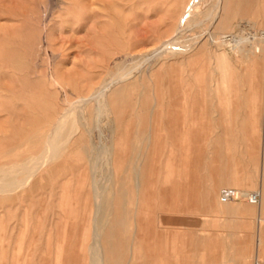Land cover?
I'll use <instances>...</instances> for the list:
<instances>
[{"label": "rangeland", "instance_id": "1", "mask_svg": "<svg viewBox=\"0 0 264 264\" xmlns=\"http://www.w3.org/2000/svg\"><path fill=\"white\" fill-rule=\"evenodd\" d=\"M147 1L82 0L87 10L83 13L71 9L73 0H0V88L5 89L0 90V139L4 138L0 141V167L22 163L39 153L55 110L77 101L92 86L109 81L117 72L115 65L127 62L131 68L135 63L142 70L126 83L125 97L118 106L112 105L102 122L104 129L115 122L118 145L112 165H100L96 178L84 151L89 135L82 129L87 141H79L80 135L76 136L64 156L46 166L26 189L0 194V264H88L87 247L93 240L94 179L108 191L104 198L115 202L108 216V232L117 231L113 223L116 207L120 193L126 194L131 213L127 233H116L110 240L117 243L127 237L131 245L135 242L124 255L125 260L132 258V264H257V258L264 264V209L259 214L261 205L246 200L230 203L240 205L237 211L221 208L225 205L220 203L224 188L253 192L264 187V160L258 162L256 158L262 153L264 111L251 118L247 108L251 79L260 86L264 78L263 61L255 66L258 74L252 78L251 69L230 47L211 42L206 35L210 23L187 29L185 45L196 43L192 51L155 58L153 49L172 35L169 27L161 24L170 0ZM247 2V15H238L236 12ZM234 12L237 15L231 21L232 28L226 32L236 33L237 26L249 18L252 25L264 29V0H235ZM250 28L247 26L245 35L256 31ZM26 50L32 51V58ZM19 64L24 66L22 70ZM51 75L66 86L68 97L54 85ZM48 101L53 110L42 106ZM261 103L264 107L263 100ZM92 107L85 116L88 122ZM28 111L34 118L42 116L43 123L38 124L37 117L35 122ZM184 127L192 131L191 135L183 133ZM149 133L152 138L148 140L144 136ZM219 135L224 138L220 145L215 142ZM118 136L126 139L128 148L124 149L125 142L121 143ZM179 136L191 137L187 142ZM95 139L99 141L97 136ZM119 145L127 152H121ZM116 151L124 154L121 159L126 158L121 165ZM114 163L118 170L124 169L123 174ZM236 172L243 177L242 186L222 184V177ZM138 205L146 206L143 209ZM167 229L177 233L172 242L162 237ZM173 247L175 255L167 252Z\"/></svg>", "mask_w": 264, "mask_h": 264}, {"label": "bare ground", "instance_id": "2", "mask_svg": "<svg viewBox=\"0 0 264 264\" xmlns=\"http://www.w3.org/2000/svg\"><path fill=\"white\" fill-rule=\"evenodd\" d=\"M155 1L157 2V0H155ZM130 2H132V1H130ZM147 2L149 3V2H152V1L149 0ZM157 3H155V4H157ZM249 4L250 3H248V2L245 3V5L241 6L240 11H238L236 13L238 15L243 16V17L246 16L248 8H249ZM92 6H94V5H92ZM71 9L74 10V12L79 10V9H81L80 11H82L83 13H87L86 8L82 6V0H76L75 2L73 0V5H72ZM104 10H105V8H104ZM234 10H235V0H170V5L167 8V10L165 11V13H166L165 16L166 17H164L162 19L161 24L163 26L169 27L170 32H172L171 33L172 35L168 39H166V40L162 41L161 43H159L153 49L152 55L155 58L156 57L157 58H161L162 56L167 55V54H171L172 56L176 55V54H179L180 51H181V53L182 52L185 53V51H189V50L192 51V49L195 48L196 43H194L192 45L190 44L189 46H187L189 43L185 45V43L188 42V40L184 39V36H185V33L187 32V29L189 27H191V28H194V27L195 28H202L203 26H205V25L210 23V27L211 28L207 29L206 35L209 36L211 42L213 44L214 43H216V44L218 43L222 47L223 46L230 47V49H232L235 52L237 57L240 58V60L242 62L246 63L248 68L251 69V71L253 73V74H251L252 78H254V77L256 78L258 73L255 70V66L257 65L258 62L261 63V61H263V66H264V29H258L257 25H252V22H251L252 19L249 18L246 22H243V23H241V24H239L237 26L238 31H236V33H233V32L232 33L231 32L228 33V32H226L227 30L232 28L231 21H232L233 17L235 15H237L234 12ZM247 26H250L251 28H255L256 31L254 33H251V34L248 33L249 35H245L244 32H246ZM140 28H142V27H140ZM213 28H215V31H212ZM121 29L123 30V28H121ZM204 29H206V28H204ZM204 29H202V30H204ZM162 31H163V29H162ZM219 35H220V37H219ZM30 36L31 35H29V38H30ZM86 36H84V37H86ZM144 36H146V35L144 34ZM195 38H197V36ZM35 40H38V39L36 38ZM43 42H45V41H43ZM130 42H131V40H130ZM46 44H47V42H46ZM120 44H123V43H120ZM30 45H33V44H30ZM39 45H38V48H39ZM177 45L180 46V47H178ZM172 47H174L175 50ZM204 47H205V44L201 48L198 46V48H200V49H202ZM32 49H34V48L32 47ZM26 51H28V50H26ZM233 51H232V53H233ZM28 52H30L28 54H30V57L32 58V54H31L32 51H28ZM117 52H119V51H117ZM189 52H187V53H189ZM141 53L139 52L138 54H141ZM36 56H37V54H36ZM139 56L141 57V55H139ZM151 56L148 55V57H151ZM140 57H138V58L140 59ZM175 57H178V55L175 56ZM26 58H27V56H26ZM54 58H56V57H54ZM33 60H35L34 57H33ZM150 60H151V58H150ZM140 61H141V59H140ZM107 62H108V60H107ZM135 62L137 63L138 61H135ZM144 63H146V61ZM127 64H128L127 62H122V63H119V64L115 65L117 67V72L113 73L110 76L111 79L109 81H106V82H104V83H102L100 85L98 83V85L92 86L89 90H87L86 94H83V95L81 94L78 97L77 101H75L73 103H70V105H68L67 107L63 106L64 108L59 110L61 108V106H62L61 105L58 110H55L56 114H55L54 117H53V114L51 113L53 119L50 118L51 122L48 124L49 132L45 136L44 145H43L42 150L39 153H37V154H33V155L29 156L28 159L26 161L22 162V163H14L12 165H4V166L0 167V194H11V193H15L17 191L26 189L27 186L30 184V182L46 166L50 165L53 161H55V160L61 158L62 156H64V154L67 152L68 145H70V143L73 141V139L76 136L80 135L78 137L79 141H82V140L87 141L85 134L81 133L82 129H84L89 135L88 145H87V147H84V151H85V153H87V156L90 159L91 170L93 169L92 170L93 173L96 174L97 169L100 170L99 167L102 164H104V166H105V164L107 166L112 165V157L115 154L114 152H115V149H116V145H118V144H116L117 143L116 142V136L114 134L115 131H116L115 130V122H114V120L111 121L109 126L107 125L108 127L106 129H104V127L102 128V122H104V118L111 113L112 105L113 106H118V104L122 100V98L125 97L124 95H126V93H127V88L125 87V85L127 86L126 83H128L131 80L133 75L137 74L138 72H140V73L142 72L141 67L139 65L133 63L132 67L130 68V66L127 65ZM23 67L24 66L22 64H19V66H18L19 70H22ZM15 68L17 69L16 66H15ZM249 69H248V71H249ZM47 71H48V69H47ZM31 74H33V73H31ZM263 74H264V72L262 71V75ZM246 77H247V74H246ZM262 78H263V76H262ZM20 79H22V78H20ZM80 79H81V77H80ZM51 80L53 81L54 85L59 86L60 88H62L66 92L65 96L68 95L66 86L61 83V81L58 79V77H56L54 75H51ZM23 81H24V78H23ZM249 81H250V79H249ZM95 82H97V81H95ZM226 82L224 83V87H226ZM30 83H36V82H30ZM257 83L258 82L255 79H251L250 84H249V89H248L249 104H248L247 108H248V112H250L251 118H252V116H258L259 113L264 111L263 104L261 103V100H263V103H264V78L262 79V82L260 83L261 84L260 86ZM22 85H23V83H22ZM215 85H217V84H215ZM1 88H0V90H1ZM219 89L220 88H218L216 90H218V92H220ZM3 90H5V89H3ZM49 91H50V94H51L52 91L51 90H49ZM224 91H226V90H224ZM238 91L239 90H237V94L240 95L238 93ZM4 92H7V90L4 91ZM221 92H223V91H221ZM239 92H241V91H239ZM7 93H9V92H7ZM54 93H56V92H54ZM78 95H79V93H78ZM221 95H222V93H221ZM226 95H227V92H226ZM6 96H7V94H6ZM8 96H9V94H8ZM219 96H218V98H219ZM53 97H54V95H53ZM221 97H224V96H221ZM220 99L221 98H219V101H220ZM43 101H44V99H43ZM127 101L129 102V100H127ZM57 102H58V100H57ZM44 103L45 104L42 105L43 107L45 106V108L47 107L48 109L51 107V110H53L52 106H51L52 104H48L49 101L48 102H44ZM132 103H131V105H132ZM90 105H93L92 113L90 114L92 119H91V122H88L87 120H85L86 119L85 116H86V114L88 112V109H89ZM55 106H57V105H55ZM129 107H130V105H129ZM31 108L33 110V108H35V107L33 106ZM25 110H27V109L25 108L24 111ZM35 111H36V109L33 110L34 116H35ZM29 113L30 112L28 111V116L32 112L30 114ZM26 114L27 113L25 111L24 114H23V117H24V115L26 116ZM151 114H152V112H150V116H152ZM37 115H38V113H37ZM39 115H40V113H39ZM11 117H13V116H11ZM31 117H33V115ZM36 117L35 118L33 117L34 118L33 120L35 122H36V120L38 121V119L40 118V117L39 118L37 117L38 119H36ZM49 117H51V116H49ZM159 117L161 118V116H159ZM24 119H25V117H24ZM27 119L30 120V117H28ZM41 119H42V116H41ZM41 119H39V122H37L38 124H40V121H42ZM263 120H264V117H263ZM3 121H5V120H3ZM34 121L30 120V122H34ZM158 122H160V121L158 120ZM4 123H6V122H4ZM42 123H43V121H42ZM9 126H10V124H9ZM105 126H106V124H105ZM187 127H184L185 130H183V133H188V135H191L190 133H192V131L190 129H187ZM158 128H159V126H158ZM39 129H41V128H39ZM248 129L249 128H247V130ZM138 131H139V128H138ZM5 132H7V131H4V133ZM29 132H30V130H29ZM106 132H108V133L110 132L109 135L105 134ZM176 132H177V130H176ZM246 133H249V131H247ZM263 133H264V131H263ZM120 135H122V134H120ZM124 135H125V133L123 134V136ZM150 135L151 134L149 133V135L146 136V137L144 136V138H147L149 140L150 138H152V136L150 137ZM96 136L98 138L97 140H99V141H96V139H95ZM246 136H248V135H246ZM122 137H121V140L124 139ZM190 137L191 136H185V137L179 136L181 141L186 140L187 142H189ZM174 138H176V137H174ZM2 139H4V138L2 137ZM2 139H0V141ZM27 139H28V137H27ZM118 140H120V137L118 138ZM121 140H120V142H121ZM223 140H224V138L221 135H219L216 138L215 142H216V144L220 145V143H222ZM250 140L251 139H248L247 141H250ZM125 141H126V139H125ZM241 141H243V140H241ZM120 142H119V144H120ZM3 143L6 144L5 142H3ZM122 144H123V147L126 146V142L122 143ZM183 144L185 145L186 143L184 142ZM119 146H120V150H121L122 146L121 145H119ZM21 147H23V146H21ZM126 148H128V144H127ZM124 149H125V147H124ZM117 150L120 152V150L118 148H117ZM261 150H262L261 151L262 152L261 153V157H259L260 155H258V154H257V157H256L258 162L260 160H264V134H263V141H262V149ZM118 151H116V154L118 153ZM124 151L121 150V152H123V153H124ZM125 152H127V151H125ZM13 154H14V152H13ZM121 155L119 153L117 154V158L119 157V161H118V159L114 158L115 160H117L119 162V163L118 162H116V163H118L120 165L123 164V162H121V160L122 159L123 160L126 159V158H122L121 159V157H124V154H123V156H121ZM170 156H171V158L174 157L173 155H170ZM186 156L188 157L187 154H186ZM7 157H8V155H7ZM4 158L6 159V157H4ZM102 158H103L104 163H101V159ZM5 159H4V161H5ZM116 163H114V166H115ZM147 164H148V162H147ZM104 166H101V168L104 167ZM116 167H118V166H115V169H117ZM124 167L125 166H123V168ZM146 167H147V165H146ZM111 169L112 168H110V170ZM120 169H121V172L123 174L124 173L123 172L124 169L122 170V167ZM119 170H118V173L121 174V172H119ZM134 170H136V169H134ZM113 171H115V170H113ZM57 172H59V171H57ZM263 172H264V170H263ZM110 174L112 175V171H111ZM135 174H137L139 176L140 170H137V172ZM96 178H97V174H96ZM117 178H120V177H117ZM241 178H243V177H241ZM241 178H240L239 172H236V174L234 176H230L228 178L222 177L221 178L222 179L221 182H222V184H225V185H228V186H231V185H235V186L241 185L242 186L243 181L241 180ZM118 180H117V182H119ZM93 181H94V183H93L94 212H93V216H92V223H93L92 236H93V240H92V243L87 247L88 254H89V262H87V263L88 264H132V258H130L128 260H125L124 255H125V251H129L131 249V247H133V245H135V242L133 243V245H131L132 244L131 239L129 240V238H127V237L124 238L123 240H120L117 243H113L110 240V237L115 236L116 233L118 235L119 234L121 235L123 232L127 233L126 230L128 229V222L130 220L129 219V215L131 213H130V211L128 210V208L126 206V204H127L126 194L121 192L119 200L117 198V200L119 202L117 203L118 207H116L117 208L116 209L117 210L116 211L117 212L116 218L114 219V222H113V223H115V228L117 229V231H116V233L114 231L112 232V230H111V232L110 231L108 232L107 231L108 230L107 227H108V224L110 223L109 222L110 219H109L108 216L113 213L114 208H115V202H114V199H111V198L109 200L105 199L104 195H105V192L107 191L106 188L103 187L104 186L103 184H102L103 186L102 185L100 186L99 182H97L95 179ZM112 185H114V184H112ZM138 187H139V185H138ZM228 188H233V187H228ZM146 189H148V187ZM233 189H237V190L242 191V189L235 188V187ZM162 192H161V194L163 195ZM243 192L247 193V192H250V191H244L243 190ZM259 192H261V194H262V201L260 202V204L254 205V206L261 205V210L259 209V214H261L262 210L264 209V187L262 188V191H259ZM143 194H145V193H143ZM113 195H114V193H113ZM141 196H143V195H141ZM18 197H19V195H18ZM147 197H148V194H147ZM143 198L141 197L142 201H143ZM146 200H147V198H146ZM144 202H145V200H144ZM141 203H143V202H141ZM220 203L225 205V206H223V205L221 206V208H224V209H229V210H232V211H235V210L237 211V209H240L239 208L240 205H234V204L232 205V204H230L232 202L222 203L221 200H220ZM251 205H253V204H251ZM145 206H143V207H145ZM139 207H142V206H139ZM142 208H140V209L143 210L144 208L143 209ZM250 209L252 210V212L255 211L254 208H250ZM133 212H135V211H133ZM135 214H136V212H135ZM84 218H85V216H84ZM166 219L168 220V218H166ZM166 219H165V221L163 220L165 225L167 224V223H165ZM135 229L137 230V228H135ZM144 233H145V231H144ZM176 235H177V233L169 231L167 229L162 234V237H164L166 241L172 242V241L175 240ZM143 237H144V235H143ZM105 246H107V247H105ZM125 248L127 250H125ZM167 252L169 254H171V255H175L177 250H175V248L173 247V248L167 250ZM257 259H256V262H258L257 264H261L260 259H258L259 261H257ZM174 263H175V261L170 262V264H174Z\"/></svg>", "mask_w": 264, "mask_h": 264}, {"label": "built area", "instance_id": "3", "mask_svg": "<svg viewBox=\"0 0 264 264\" xmlns=\"http://www.w3.org/2000/svg\"><path fill=\"white\" fill-rule=\"evenodd\" d=\"M220 200L222 203L246 200L253 205H258L262 201V194L259 191L245 193L233 188H224L221 191Z\"/></svg>", "mask_w": 264, "mask_h": 264}]
</instances>
